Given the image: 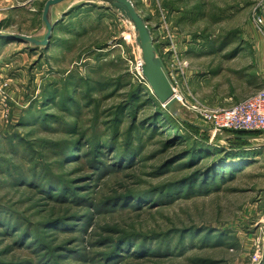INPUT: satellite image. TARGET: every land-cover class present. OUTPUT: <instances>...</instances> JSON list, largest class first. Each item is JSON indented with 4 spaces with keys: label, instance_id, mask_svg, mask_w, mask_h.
Wrapping results in <instances>:
<instances>
[{
    "label": "rangeland",
    "instance_id": "rangeland-1",
    "mask_svg": "<svg viewBox=\"0 0 264 264\" xmlns=\"http://www.w3.org/2000/svg\"><path fill=\"white\" fill-rule=\"evenodd\" d=\"M46 1L0 0L2 29L36 33ZM132 1L179 92L173 110L154 96L129 26L110 10H75L46 51L0 40V264H264V132L240 145L231 131L214 134L196 109L231 108L263 88L255 19L264 0ZM185 125L205 127L209 144L227 152L247 146L250 164L224 170L208 193L153 206L136 199L160 196L197 168L181 160L160 170L188 138L200 139ZM129 142L139 148L133 165L116 171ZM94 146L104 174L92 167ZM34 177L77 193L62 197Z\"/></svg>",
    "mask_w": 264,
    "mask_h": 264
},
{
    "label": "trees",
    "instance_id": "trees-1",
    "mask_svg": "<svg viewBox=\"0 0 264 264\" xmlns=\"http://www.w3.org/2000/svg\"><path fill=\"white\" fill-rule=\"evenodd\" d=\"M83 6H90V5H83ZM80 6V7H83ZM80 7L74 9L73 11L70 12L73 13L75 10L79 9ZM94 7V6H93ZM69 14V15H70ZM68 15V16H69ZM63 21V20H62ZM61 21V22H62ZM60 22V23H61ZM59 23V24H60ZM58 24V25H59ZM161 110V109H160ZM161 113L158 112L157 118H159L158 116H160ZM155 120V119H154ZM156 124V123H155ZM154 127V126H153ZM186 131H190V133L194 134V136L199 137L200 139L196 140V139H190L187 136V146L184 150H182L181 153H179L178 155L174 156L171 160L167 161L162 167H160V170H166V168H169L170 166H172L173 164L180 162L181 160H186V162H189L188 165L191 169H193L194 167H197L196 169H194L192 171V173L190 175L185 176L184 178L175 181L169 185H167V187L165 186L164 188H160L158 189V195H156L157 197H155V195H153L154 197H152L151 195V191L149 193H139L136 195H141L140 197H135L136 199H140L144 202H151V204L149 206H153V205H158L161 202L162 203H166L167 201H174L175 200V195H178V197L182 194L181 192H184L187 196L189 195H194L197 193H208L212 190V188H216L215 183L219 175H221L223 173V171L225 170H229L232 173H235L236 170L243 168L245 166H247L248 164H250L249 161H247L249 159V157H247V154L251 153V150H247V146H233L231 149H229L230 152H240L238 155L237 154H233L230 155L227 151H225L224 148L221 147H217L213 144H209V135L208 133L199 130V128L196 127H192L190 125H185ZM233 133L236 134V140L237 142L240 143V145H244L247 140L249 138H254L253 136L256 133H260V132H246V131H231ZM130 139V138H129ZM168 140V139H167ZM184 140H182L183 142ZM170 142V140H169ZM175 143V141H173ZM70 143L72 145H75L76 142H72L70 141ZM171 143V142H170ZM184 143V142H183ZM129 144V148L126 149V152L122 151L121 154L118 157V161L114 164L113 163V169H115L116 171H122V169H124L128 164L129 165H133V162L131 163L133 157H135V155H137V150L139 148H135L130 144ZM185 144V143H184ZM111 142L108 143V148H111ZM93 158H92V167L95 168L96 170L101 171L100 174H104L105 172H107L108 167L106 168L105 165L99 167V158H98V153L100 154L101 151L99 150V146H94L93 148ZM218 152V154H216L215 156H213V153ZM222 153H225V157L224 154L222 156ZM227 154V155H226ZM72 155V154H71ZM70 155V159H73L74 157H71ZM226 156H232L233 160L232 163L228 164L226 162ZM205 158H212L213 163L209 164V163H205L202 162L203 160H205ZM239 158V160H241L240 162H236L235 160ZM188 160V161H187ZM201 160V161H200ZM238 160V159H237ZM123 162V164H122ZM193 162H196L195 164ZM220 177V176H219ZM33 180H31V183H34L36 186L40 185V187H44V184L42 182H46L47 185L45 186L46 188H59L61 191V196L63 197V193L66 192V190H70L71 195H75L77 193V191L75 189H71L68 185H64L63 183H59L57 186H54L51 179H47V181H43V179L38 180L37 177L32 178ZM21 180H23L25 183H29L27 178L23 179L21 178ZM199 182V183H198ZM45 183V184H46ZM68 186V187H67ZM44 187V189H46ZM174 196V197H173ZM134 199V200H136ZM162 200V201H161ZM135 202H138V200H136ZM117 203V200H114L113 203H111V205ZM126 201H118V206H121L122 204H125ZM133 206V205H132ZM60 221V219H59ZM14 226V225H10ZM27 237V235L24 234V236H22L20 239L21 242H23L25 240V238ZM119 244H117L115 246V248L112 251V255L109 259L111 258H116L118 252H119ZM40 246V244H38V247ZM41 247V246H40ZM145 247H143L144 250ZM142 250V251H143Z\"/></svg>",
    "mask_w": 264,
    "mask_h": 264
},
{
    "label": "water",
    "instance_id": "water-1",
    "mask_svg": "<svg viewBox=\"0 0 264 264\" xmlns=\"http://www.w3.org/2000/svg\"><path fill=\"white\" fill-rule=\"evenodd\" d=\"M83 5L110 10L127 23L133 34L136 56L141 62L143 77L163 107L173 110L177 103L175 84L156 47L151 28L132 0H47L41 13V28L36 33L32 35L9 33L2 29L0 22V40L17 41L28 44L32 50L46 51L51 46L58 24L71 11ZM194 126L206 130L205 127Z\"/></svg>",
    "mask_w": 264,
    "mask_h": 264
},
{
    "label": "built area",
    "instance_id": "built-area-1",
    "mask_svg": "<svg viewBox=\"0 0 264 264\" xmlns=\"http://www.w3.org/2000/svg\"><path fill=\"white\" fill-rule=\"evenodd\" d=\"M255 21L263 27L264 36V16L260 15ZM176 99L180 100L178 90ZM196 109L214 134L222 131L264 132V86L255 96L231 108Z\"/></svg>",
    "mask_w": 264,
    "mask_h": 264
},
{
    "label": "bare ground",
    "instance_id": "bare-ground-1",
    "mask_svg": "<svg viewBox=\"0 0 264 264\" xmlns=\"http://www.w3.org/2000/svg\"><path fill=\"white\" fill-rule=\"evenodd\" d=\"M140 62V61H139ZM140 67H141V62H140ZM141 70H142V67H141Z\"/></svg>",
    "mask_w": 264,
    "mask_h": 264
}]
</instances>
